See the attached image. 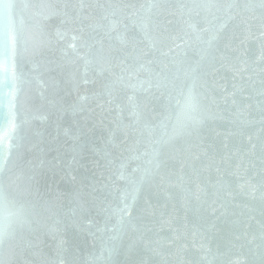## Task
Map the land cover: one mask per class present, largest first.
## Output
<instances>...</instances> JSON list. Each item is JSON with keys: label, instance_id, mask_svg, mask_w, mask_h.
<instances>
[{"label": "water", "instance_id": "water-1", "mask_svg": "<svg viewBox=\"0 0 264 264\" xmlns=\"http://www.w3.org/2000/svg\"><path fill=\"white\" fill-rule=\"evenodd\" d=\"M5 27L0 264H264V0H0Z\"/></svg>", "mask_w": 264, "mask_h": 264}, {"label": "snow or ice", "instance_id": "snow-or-ice-1", "mask_svg": "<svg viewBox=\"0 0 264 264\" xmlns=\"http://www.w3.org/2000/svg\"><path fill=\"white\" fill-rule=\"evenodd\" d=\"M13 5L11 3H5L3 5L4 9V16L5 19L9 18L10 11L12 9ZM16 37L13 36L5 27L4 31L0 33V68H3L4 71L6 72V65L9 63V60L7 57L9 54H14L16 51ZM15 86V76L9 80L7 76L5 75L4 80L2 81V86H0V103L6 104L8 106V113L5 116L6 121H10L9 123V132H14L15 130V125L14 120L15 116L12 111L13 109V98H14V92L8 91L9 88H13ZM192 96L191 93H189L188 96V102H187V107H194L192 104ZM7 163V160L5 159L4 161H0V164ZM3 167H0V172H3ZM109 255H111V249L107 250Z\"/></svg>", "mask_w": 264, "mask_h": 264}]
</instances>
